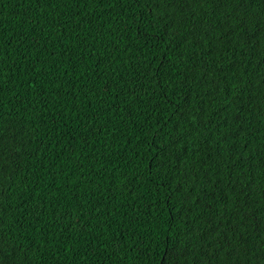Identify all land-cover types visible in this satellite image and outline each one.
<instances>
[{
	"label": "trees",
	"instance_id": "trees-1",
	"mask_svg": "<svg viewBox=\"0 0 264 264\" xmlns=\"http://www.w3.org/2000/svg\"><path fill=\"white\" fill-rule=\"evenodd\" d=\"M0 264H264V0H0Z\"/></svg>",
	"mask_w": 264,
	"mask_h": 264
}]
</instances>
